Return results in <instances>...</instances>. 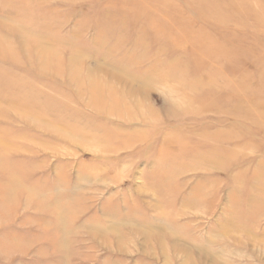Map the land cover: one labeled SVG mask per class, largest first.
Instances as JSON below:
<instances>
[{
  "label": "rangeland",
  "instance_id": "obj_1",
  "mask_svg": "<svg viewBox=\"0 0 264 264\" xmlns=\"http://www.w3.org/2000/svg\"><path fill=\"white\" fill-rule=\"evenodd\" d=\"M0 264H264V0H0Z\"/></svg>",
  "mask_w": 264,
  "mask_h": 264
},
{
  "label": "bare ground",
  "instance_id": "obj_2",
  "mask_svg": "<svg viewBox=\"0 0 264 264\" xmlns=\"http://www.w3.org/2000/svg\"><path fill=\"white\" fill-rule=\"evenodd\" d=\"M129 95V97H127V98H131V95L130 94H128ZM132 99V98H131Z\"/></svg>",
  "mask_w": 264,
  "mask_h": 264
}]
</instances>
